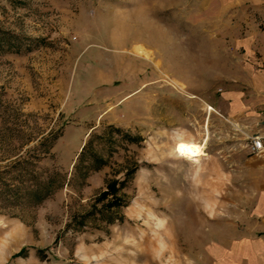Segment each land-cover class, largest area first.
<instances>
[{
  "label": "rangeland",
  "instance_id": "374dc122",
  "mask_svg": "<svg viewBox=\"0 0 264 264\" xmlns=\"http://www.w3.org/2000/svg\"><path fill=\"white\" fill-rule=\"evenodd\" d=\"M0 36V264H264V149L218 114L264 0H0Z\"/></svg>",
  "mask_w": 264,
  "mask_h": 264
},
{
  "label": "crops",
  "instance_id": "0c3cea01",
  "mask_svg": "<svg viewBox=\"0 0 264 264\" xmlns=\"http://www.w3.org/2000/svg\"><path fill=\"white\" fill-rule=\"evenodd\" d=\"M239 85V84H238ZM250 92L252 97L246 96L241 89H234L232 93L226 95L225 98L230 100L228 103L231 107L226 109H219L218 114L222 118H245L248 120L250 128H254V132L258 133L264 142V89L259 85H251ZM264 149V148H263ZM263 207L260 212L264 214V197L261 200Z\"/></svg>",
  "mask_w": 264,
  "mask_h": 264
},
{
  "label": "bare ground",
  "instance_id": "6f19581e",
  "mask_svg": "<svg viewBox=\"0 0 264 264\" xmlns=\"http://www.w3.org/2000/svg\"><path fill=\"white\" fill-rule=\"evenodd\" d=\"M138 52L143 56H147V52L143 49L138 50ZM203 149V145L198 144L194 141H186V143L184 144L185 155L190 158H194L195 160L200 159L199 157L201 156Z\"/></svg>",
  "mask_w": 264,
  "mask_h": 264
},
{
  "label": "built area",
  "instance_id": "2783aa9c",
  "mask_svg": "<svg viewBox=\"0 0 264 264\" xmlns=\"http://www.w3.org/2000/svg\"><path fill=\"white\" fill-rule=\"evenodd\" d=\"M264 144L262 137L260 135L256 134L254 136H251L250 142H249V150L251 153H259L263 150Z\"/></svg>",
  "mask_w": 264,
  "mask_h": 264
},
{
  "label": "trees",
  "instance_id": "16d2710c",
  "mask_svg": "<svg viewBox=\"0 0 264 264\" xmlns=\"http://www.w3.org/2000/svg\"><path fill=\"white\" fill-rule=\"evenodd\" d=\"M9 36H12L10 33H9ZM2 37L3 36H0V47L2 46L1 45V42H6L7 41V48H13V47H16V48H18V43H10L11 41H10V39H8L7 38V40H5V38L4 39H2ZM1 40H4V41H1ZM112 187V186H111ZM111 189V188H110ZM107 193L106 192H104L103 194H102V197H104L105 195H106ZM118 202V201H117Z\"/></svg>",
  "mask_w": 264,
  "mask_h": 264
}]
</instances>
